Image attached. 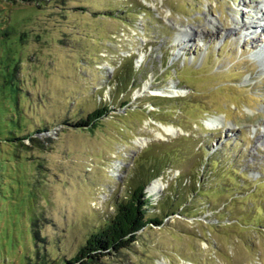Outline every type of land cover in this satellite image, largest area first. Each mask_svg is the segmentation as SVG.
Segmentation results:
<instances>
[{
  "label": "rangeland",
  "instance_id": "374dc122",
  "mask_svg": "<svg viewBox=\"0 0 264 264\" xmlns=\"http://www.w3.org/2000/svg\"><path fill=\"white\" fill-rule=\"evenodd\" d=\"M262 19L264 0H0V264L70 261L141 184L163 224L102 264H264V35L238 33Z\"/></svg>",
  "mask_w": 264,
  "mask_h": 264
},
{
  "label": "trees",
  "instance_id": "16d2710c",
  "mask_svg": "<svg viewBox=\"0 0 264 264\" xmlns=\"http://www.w3.org/2000/svg\"><path fill=\"white\" fill-rule=\"evenodd\" d=\"M24 1L30 3L34 0ZM107 113L108 107L98 108L94 113H90L86 120H81L80 125H93L94 121L105 117ZM145 188L146 186L143 184L137 186L130 198L117 203L114 215L104 224L102 229L93 231L74 258L64 264H102L104 257L118 254L125 249L128 250L137 242L138 233L150 224H154L155 227L161 226L163 224L162 219L159 217L150 218L146 213L149 203L146 199ZM36 226V223L32 225L34 237L38 234ZM33 264L45 263L36 261Z\"/></svg>",
  "mask_w": 264,
  "mask_h": 264
},
{
  "label": "bare ground",
  "instance_id": "6f19581e",
  "mask_svg": "<svg viewBox=\"0 0 264 264\" xmlns=\"http://www.w3.org/2000/svg\"><path fill=\"white\" fill-rule=\"evenodd\" d=\"M262 22L264 21V19H262L261 20ZM211 23H213V22H211ZM258 22H255V26H249V25H245V24H243L242 25V27H240L241 29L238 31V33L239 32H241L242 30H244L245 29V31H246V33L248 32V33H250V31H252V34L251 35H255V33L254 32H256V31H254L253 29H259V31L261 32L260 34H262L261 35V37L264 35V26H260V23L259 24H257ZM251 25H252V23H251ZM237 27H235V29H236ZM183 33V32H182ZM187 33V32H186ZM259 34V33H258ZM259 34V35H260ZM247 36V35H246ZM249 36V35H248ZM254 38V40H259V38H260V36L258 37V36H256L255 35V37H253ZM253 38H251V39H253ZM257 50H258V47L256 48ZM259 51L260 52H264V44H263V46L259 49ZM264 62V61H263ZM176 90H178L176 87H174ZM158 92V91H157ZM155 94H158V93H155ZM219 120L220 119H218L217 117H214V119H213V121L211 122V120H210V124L211 125H213L214 124V126L216 127V126H218V124L220 123L219 122ZM179 129H177V128H173V126H163L162 127V131L161 132H163L164 134H162V133H160V134H158V136L159 137H164V135H169V136H177L178 134H179ZM147 142H148V140L147 139H145V138H143V139H139L138 140V145L140 146V147H143V146H146V144H147ZM164 190V184L163 183H161L160 182V180H155L153 183H152V185H151V187H150V194L151 195H153L154 197H157V195L161 192V191H163Z\"/></svg>",
  "mask_w": 264,
  "mask_h": 264
}]
</instances>
